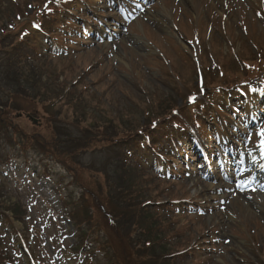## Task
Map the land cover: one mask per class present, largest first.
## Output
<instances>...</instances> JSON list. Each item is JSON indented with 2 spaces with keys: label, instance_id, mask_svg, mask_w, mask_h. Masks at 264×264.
Masks as SVG:
<instances>
[{
  "label": "rangeland",
  "instance_id": "1",
  "mask_svg": "<svg viewBox=\"0 0 264 264\" xmlns=\"http://www.w3.org/2000/svg\"><path fill=\"white\" fill-rule=\"evenodd\" d=\"M44 1L0 0V127L15 134L0 142V264H264V192L210 181L216 160L204 167L193 136L171 133L186 132L181 117L196 119L207 158L230 139L259 147L264 119L249 133V105L229 109L241 104L239 86L254 94L264 84V0H154L128 24L110 10L118 0H83L95 6L81 28L92 35L70 47L55 37L70 30L59 25L64 12L53 26L33 18L19 28L18 7ZM37 25L45 28L35 34ZM22 43L37 46L28 63L15 56ZM150 117L159 144L175 142V159L135 151L149 137L130 134ZM160 202L171 211L155 210Z\"/></svg>",
  "mask_w": 264,
  "mask_h": 264
},
{
  "label": "trees",
  "instance_id": "2",
  "mask_svg": "<svg viewBox=\"0 0 264 264\" xmlns=\"http://www.w3.org/2000/svg\"><path fill=\"white\" fill-rule=\"evenodd\" d=\"M4 109V108H3ZM2 109V110H3ZM13 109V108H12ZM3 113H1L0 112V116H2V118H1V121H0V123H4V116L2 115ZM151 119H154V117H150L149 118V120H151ZM0 131L2 132V133H6V135H5V137L4 136H2V135H0V142H1V144H6V142L7 143H9V144H11L12 143V141H13V137H14V133L13 134H11V133H9L8 131H10V129H7L6 127H0ZM117 197V196H116ZM118 202H119V200H118ZM111 204H114L115 205V207H117V208H120V207H118L117 206V200H116V198L113 196L112 198H111ZM143 207H147L146 205H144ZM161 207V206H160ZM159 207V208H160ZM117 208H113V210H116ZM155 208V210H157V207H154ZM154 210V209H153ZM158 211V210H157ZM113 223H111V225H112ZM147 241H149V238L147 239ZM0 243H1V240H0Z\"/></svg>",
  "mask_w": 264,
  "mask_h": 264
},
{
  "label": "snow or ice",
  "instance_id": "3",
  "mask_svg": "<svg viewBox=\"0 0 264 264\" xmlns=\"http://www.w3.org/2000/svg\"><path fill=\"white\" fill-rule=\"evenodd\" d=\"M45 7H47V5H45ZM190 99L194 100L195 98L192 97ZM257 135L260 137V145H259V147L261 148L262 153H264V128H261L259 130V132L257 133Z\"/></svg>",
  "mask_w": 264,
  "mask_h": 264
},
{
  "label": "bare ground",
  "instance_id": "4",
  "mask_svg": "<svg viewBox=\"0 0 264 264\" xmlns=\"http://www.w3.org/2000/svg\"><path fill=\"white\" fill-rule=\"evenodd\" d=\"M261 180H263L262 178H261ZM231 199H235V197L233 196V195H231V197H230ZM264 203V202H263Z\"/></svg>",
  "mask_w": 264,
  "mask_h": 264
}]
</instances>
